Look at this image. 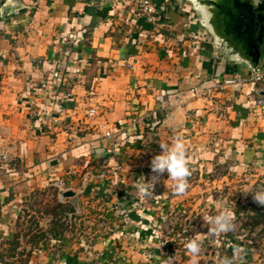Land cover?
<instances>
[{
  "label": "crops",
  "instance_id": "0c3cea01",
  "mask_svg": "<svg viewBox=\"0 0 264 264\" xmlns=\"http://www.w3.org/2000/svg\"><path fill=\"white\" fill-rule=\"evenodd\" d=\"M211 1L153 0L160 27L123 0H0V264H9L4 242L17 237L24 203L32 192L58 190L59 181L74 196L57 202L70 204L71 214L75 203L78 212L86 205L90 216H73L66 235L59 224L48 231L47 222L50 244L27 247L30 264H173L147 250L171 211L184 214L173 237L182 264H220L225 257L264 264V221L256 222V211L262 213L252 201L264 187V107L250 93L252 69L241 41L211 27ZM181 34H195L199 43L177 47ZM260 51L264 66V33ZM236 75L244 79L238 86L192 95ZM135 118L141 122L132 130ZM177 136L187 149L190 187L177 195L165 173L154 196L141 198L136 186L151 178L160 144ZM119 178L126 179L123 201L135 221L127 237L105 193ZM224 209L236 217L234 229L213 235L203 216ZM191 239L204 249L195 257L186 249Z\"/></svg>",
  "mask_w": 264,
  "mask_h": 264
},
{
  "label": "built area",
  "instance_id": "2783aa9c",
  "mask_svg": "<svg viewBox=\"0 0 264 264\" xmlns=\"http://www.w3.org/2000/svg\"><path fill=\"white\" fill-rule=\"evenodd\" d=\"M128 3H132L137 6L139 14L150 24L154 26H160L162 27L160 17H159V8L158 6L153 2V0H123ZM169 29H172L169 27ZM62 40L64 42H70L69 37H63ZM196 43H199V39L195 34L185 35L181 34L178 35L175 39V45L177 47H184L187 49H194L196 47ZM57 65V64H56ZM53 77L55 79L59 78L58 71H55L53 73ZM249 83H250V93L257 97V100H255V103L259 107H264V66H259L256 70H252V73L249 77ZM244 82V79L241 75H236L232 78H226V79H214L211 81V84L208 86H202L200 89L196 88L192 90V95L194 97L196 96H204L208 97L211 96V94L214 92V90H223L227 87H234L238 86ZM97 115V111L95 109L91 110L89 113V116L94 117ZM141 122V119H133L132 121V130H136V128L139 127ZM107 137L111 136V133L108 132L106 134ZM1 156V151H0ZM102 178H105V175L103 174L101 176ZM166 174L164 173L163 176H161L159 182H157L158 185L163 182L165 179ZM150 179V178H149ZM148 180V179H147ZM56 187L59 191L60 197L64 196V193L67 192L68 187L67 183L65 181H59L56 184ZM126 187V179L119 178L109 187V191L105 192L112 195V198L114 199V203L112 206V213L113 216L116 218L120 232L125 235V237L129 236L135 227V221L132 218V212L133 210L131 207L126 205L123 201V194L124 189ZM264 190L263 186H260L257 191ZM256 193V192H255ZM255 193L253 195L252 201L254 202V206L258 208V210L264 214V205L259 204L255 200ZM79 209H77L74 214L67 213L62 219V222H64L66 229L63 231L64 235L67 233H71L74 227L73 224V216H80V212H78ZM183 220H184V214L180 211H171L168 213L164 219L161 226V229L159 233L157 234L156 241L154 243L147 245V250H157L159 251L163 256L167 257L172 261L173 264H182V250L180 247V244L175 242L173 240L174 235L177 233L179 229L183 226ZM236 217H233V222L236 221ZM250 223L249 220H246L245 223ZM98 228L106 230L108 227V223L106 221H101L98 223ZM262 231V227L255 229L254 235L257 236L259 232ZM48 238L51 239L49 236ZM186 240V239H185ZM202 251L200 253L203 252Z\"/></svg>",
  "mask_w": 264,
  "mask_h": 264
},
{
  "label": "clouds",
  "instance_id": "9594fccd",
  "mask_svg": "<svg viewBox=\"0 0 264 264\" xmlns=\"http://www.w3.org/2000/svg\"><path fill=\"white\" fill-rule=\"evenodd\" d=\"M161 153L155 155L151 160L152 176L148 180L140 181L137 184V192L141 198L147 199L154 196L155 184L159 182L164 173L168 174L173 182V190L177 195L184 194L189 185V178L192 172L187 158V149L182 137H174L171 144L161 143ZM255 200L264 205V190L255 193ZM204 222L209 225V231L213 235L227 233L234 229L233 213L224 209L214 216H203ZM186 249L193 257L202 251L201 243L197 239H191L186 244ZM220 264H233L231 258H223Z\"/></svg>",
  "mask_w": 264,
  "mask_h": 264
},
{
  "label": "rangeland",
  "instance_id": "374dc122",
  "mask_svg": "<svg viewBox=\"0 0 264 264\" xmlns=\"http://www.w3.org/2000/svg\"><path fill=\"white\" fill-rule=\"evenodd\" d=\"M58 193V190H53V188H50V190L48 191L45 190L32 192V198L28 199L27 201L25 200V197L23 198L26 201L24 204L28 205V207L22 209L21 217L19 220L20 222L17 225L16 229L18 233L17 237L19 236L20 240L14 239L12 241L10 240L4 242L6 243V246H4L5 248H3L5 249L4 251H6L7 254L3 256V259H7L9 264H11L12 255L15 256V258L12 260L13 264H27V261L30 259V251L27 249V247H29L30 245L34 246V244L31 243L32 236L37 235L41 237L40 240L42 241L43 245L45 243L48 245L50 244V238H48L46 233H44L43 231L47 222L49 225V230L47 229L48 231H52L53 229V232H55L54 230H56L58 224L60 226L58 230L63 232L66 229L64 222H62V220H58V218L61 219L59 216L64 217L66 212L71 211V205L64 204L62 206H59L60 204L57 202V198L59 196ZM75 204L76 208L78 209L79 205L77 203ZM81 209H83V212L85 211V217L90 216L88 215V208L86 205L82 206ZM256 209L258 208L256 207ZM65 210L66 212L64 213ZM83 212H80V214H83ZM246 214L247 212L244 213V215ZM259 233H262V231ZM45 236L46 238H48L47 240L45 239Z\"/></svg>",
  "mask_w": 264,
  "mask_h": 264
},
{
  "label": "water",
  "instance_id": "95a60500",
  "mask_svg": "<svg viewBox=\"0 0 264 264\" xmlns=\"http://www.w3.org/2000/svg\"><path fill=\"white\" fill-rule=\"evenodd\" d=\"M211 5L216 7L210 17L213 30L220 36H227L229 42L241 41L242 54L249 59L251 69L256 70L260 66V45L263 42L264 5L255 7L242 0H213ZM73 196L71 191L64 193V197Z\"/></svg>",
  "mask_w": 264,
  "mask_h": 264
},
{
  "label": "trees",
  "instance_id": "16d2710c",
  "mask_svg": "<svg viewBox=\"0 0 264 264\" xmlns=\"http://www.w3.org/2000/svg\"><path fill=\"white\" fill-rule=\"evenodd\" d=\"M59 206H62L61 204L59 205ZM59 209H61V208H59ZM66 212V210L64 211V213ZM256 218H257V221L258 222H263L264 221V215H262V214H260L258 211H256ZM49 230V229H48ZM44 231V230H43ZM44 233H45V231H44ZM40 238L41 237H39V236H37V235H35V236H32V239H31V243L32 244H34V246H37L38 244H39V241H40ZM15 239H17V237L15 238ZM33 247V246H32ZM30 257V256H29ZM30 261L28 260L27 261V264H30L29 263Z\"/></svg>",
  "mask_w": 264,
  "mask_h": 264
}]
</instances>
